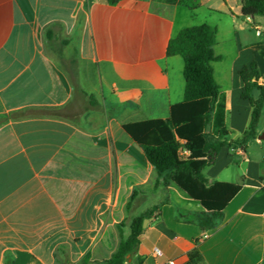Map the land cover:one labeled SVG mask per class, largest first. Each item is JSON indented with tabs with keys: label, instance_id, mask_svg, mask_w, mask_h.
<instances>
[{
	"label": "crops",
	"instance_id": "crops-1",
	"mask_svg": "<svg viewBox=\"0 0 264 264\" xmlns=\"http://www.w3.org/2000/svg\"><path fill=\"white\" fill-rule=\"evenodd\" d=\"M248 18L242 0H201L197 10L0 0V117L9 118L0 126V264L104 262L157 207L128 264H264V106L257 136L237 143L252 113L239 71L255 62L264 78V17ZM203 24L217 30L213 68L231 144L204 175L243 185L207 231L187 222L201 205L166 185L124 130L168 119L184 101L185 63L167 50L180 30Z\"/></svg>",
	"mask_w": 264,
	"mask_h": 264
},
{
	"label": "trees",
	"instance_id": "trees-1",
	"mask_svg": "<svg viewBox=\"0 0 264 264\" xmlns=\"http://www.w3.org/2000/svg\"><path fill=\"white\" fill-rule=\"evenodd\" d=\"M123 0H106L111 6ZM197 10L201 0H155ZM243 16L264 17V0H242ZM217 30L209 25L187 27L180 30L170 41L167 54L181 56L184 60L185 98L171 108L168 119H155L130 123L124 130L141 147L148 162L166 185L175 184L189 198L205 210L188 223L198 225L203 231L217 228L224 220V212L242 190V184L214 182L210 184L204 170L214 163L228 142L230 132L226 126V96L214 76L213 63L221 60L215 55ZM244 82L242 98L252 106L247 131L237 143L246 144L257 136V127L264 106V78L253 62L239 71ZM256 93L258 96L256 97ZM25 117V116H24ZM9 120L0 117V126ZM159 208H155L157 211ZM154 211L136 217L130 224V235L123 240L110 259L97 264H128L137 253L143 222ZM191 263L200 258L194 250L189 254ZM90 263L87 254L82 264ZM139 259V264H142Z\"/></svg>",
	"mask_w": 264,
	"mask_h": 264
},
{
	"label": "built area",
	"instance_id": "built-area-1",
	"mask_svg": "<svg viewBox=\"0 0 264 264\" xmlns=\"http://www.w3.org/2000/svg\"><path fill=\"white\" fill-rule=\"evenodd\" d=\"M248 20L251 21V17H249ZM258 34H259V32H258ZM263 160H264V158H263ZM153 256L155 258H160L163 256V253L159 249H156L153 252ZM156 264H177V262L175 260H165V261H159Z\"/></svg>",
	"mask_w": 264,
	"mask_h": 264
},
{
	"label": "water",
	"instance_id": "water-1",
	"mask_svg": "<svg viewBox=\"0 0 264 264\" xmlns=\"http://www.w3.org/2000/svg\"><path fill=\"white\" fill-rule=\"evenodd\" d=\"M151 221V219H145L143 222V228L145 229L148 225V223Z\"/></svg>",
	"mask_w": 264,
	"mask_h": 264
},
{
	"label": "rangeland",
	"instance_id": "rangeland-1",
	"mask_svg": "<svg viewBox=\"0 0 264 264\" xmlns=\"http://www.w3.org/2000/svg\"><path fill=\"white\" fill-rule=\"evenodd\" d=\"M105 253H106V252H105ZM103 255H104V253H103ZM132 258H133L134 260H136V262H138L137 258L134 257V255L132 256ZM134 263H135V262H134Z\"/></svg>",
	"mask_w": 264,
	"mask_h": 264
}]
</instances>
